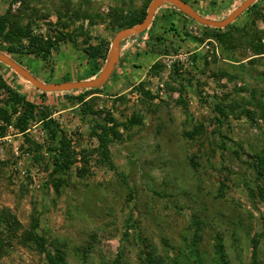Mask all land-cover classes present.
I'll return each mask as SVG.
<instances>
[{
	"label": "rangeland",
	"instance_id": "1",
	"mask_svg": "<svg viewBox=\"0 0 264 264\" xmlns=\"http://www.w3.org/2000/svg\"><path fill=\"white\" fill-rule=\"evenodd\" d=\"M151 1L0 0V53L94 79ZM122 48L100 89L44 97L0 64V264H264V0L220 31L163 6Z\"/></svg>",
	"mask_w": 264,
	"mask_h": 264
},
{
	"label": "water",
	"instance_id": "2",
	"mask_svg": "<svg viewBox=\"0 0 264 264\" xmlns=\"http://www.w3.org/2000/svg\"><path fill=\"white\" fill-rule=\"evenodd\" d=\"M257 0H244L242 4L236 8L230 15L220 21H214L204 18L197 14L185 1L183 0H152L147 8L144 20L132 27L125 28L117 32L112 40L110 54L106 65L102 72L94 79L77 82H63V83H44L34 77L26 69L18 63L0 53V63L11 69L17 76L22 78L34 89L42 93H68L86 90H97L103 87L119 62L120 48H122L131 37L139 36L149 29L154 15L161 7H170L194 21L195 23L212 29L223 30L233 24L244 12H246Z\"/></svg>",
	"mask_w": 264,
	"mask_h": 264
},
{
	"label": "trees",
	"instance_id": "3",
	"mask_svg": "<svg viewBox=\"0 0 264 264\" xmlns=\"http://www.w3.org/2000/svg\"><path fill=\"white\" fill-rule=\"evenodd\" d=\"M258 1V0H257ZM256 1V2H257ZM255 2V3H256ZM250 9V8H249ZM248 9V10H249ZM175 10V9H174ZM245 13V12H244ZM154 17H155V15H154ZM144 18H145V14H142V16L140 17V18H138L137 20H135V21H129V22H127L126 23V25L123 27V28H121V30L122 29H125V28H129V27H132V26H134V25H136V24H138V23H140V22H142L143 20H144ZM153 20H154V18H153ZM232 25V24H231ZM230 25V26H231ZM151 26V25H150ZM230 26H228L227 28H229ZM5 27H6V22H5V18L4 17H2V18H0V38H2V35L4 34V31H5ZM150 28V27H149ZM226 28V29H227ZM149 30V29H148ZM148 30H146L145 32H143L142 34H140L139 36H134V37H131L129 40H133V39H135V38H138V37H141V36H143V35H145L146 33H147V31ZM218 31H220V30H218ZM128 40V41H129ZM122 49L123 48H120V53H121V51H122ZM5 54H7L8 55V52H6ZM4 54V55H5ZM6 55V56H7ZM8 57V56H7ZM11 59V58H10ZM1 64V63H0ZM3 65V64H2ZM87 80H90V79H85L84 81H87ZM75 92V91H74ZM68 93H71V92H68ZM54 94H59V93H42V92H40V95L41 96H46V95H54ZM49 264H59L57 261H55V260H49Z\"/></svg>",
	"mask_w": 264,
	"mask_h": 264
}]
</instances>
